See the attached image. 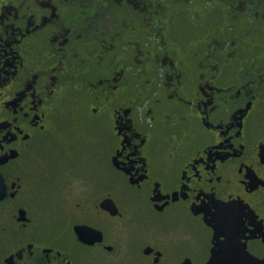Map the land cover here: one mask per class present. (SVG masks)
<instances>
[{
  "label": "flooded vegetation",
  "instance_id": "obj_1",
  "mask_svg": "<svg viewBox=\"0 0 264 264\" xmlns=\"http://www.w3.org/2000/svg\"><path fill=\"white\" fill-rule=\"evenodd\" d=\"M83 5L0 0V122L15 129H3L0 264H37L49 247L51 264H264V146L252 150L264 138V0ZM51 11L61 32L36 24ZM205 112L240 136L206 148L226 125ZM113 119L150 137L148 178L105 143ZM196 158L200 177L183 175ZM214 202L241 207L210 225L200 209Z\"/></svg>",
  "mask_w": 264,
  "mask_h": 264
},
{
  "label": "snow or ice",
  "instance_id": "obj_2",
  "mask_svg": "<svg viewBox=\"0 0 264 264\" xmlns=\"http://www.w3.org/2000/svg\"><path fill=\"white\" fill-rule=\"evenodd\" d=\"M66 2V0H65ZM73 3H76V0H72ZM117 3H120L121 0H116ZM133 0H129V3H132ZM81 6L83 5V0H81ZM55 15H53V11L48 12L46 14H44V19L41 22L40 19L36 20V24L39 25L40 29H44L45 31H47L49 28H51L53 33H57V32H61L63 30V22L60 21L59 17H56L55 20L52 19V17H54ZM59 37H57L58 39ZM81 37L79 36V34H77V39H80ZM0 39H2V37H0ZM55 42V41H53ZM64 43H67V41H63ZM123 75V72H120L115 79H119L120 76ZM6 83V82H3ZM3 83H0V92L3 91ZM104 83L103 80L100 81V84L102 85ZM31 87V86H29ZM205 95H207V93H205ZM201 101L203 100V97L200 98ZM254 99V97H253ZM21 101H23L24 103H27V100L25 99L23 90H21V95L15 100V103L19 104L21 103ZM190 102V101H189ZM156 103H160L159 99L157 98ZM213 100L209 99L208 100V105H213ZM224 103L227 105V101H224ZM3 106V102L0 101V107ZM207 107V105H206ZM216 107H218V105L214 106L212 108V111L215 112L216 111ZM247 108H252V104L251 102H248L246 105ZM98 111V109H97ZM147 115L149 117L152 116V110L151 108L147 109ZM122 119V118H121ZM204 119H214V122L220 125H226V127L223 128V133H221V131L219 129H214V137L212 139V142L209 144H206L205 147L211 149L213 145H219L221 148L224 147L225 143H231L232 140L231 138L233 136H240V131H236L233 132V124L225 118L223 112H221L218 116V118H212L210 117L209 113L205 112L204 113ZM118 123L119 121L116 119H113L110 124L102 129V133L105 139V143L106 144H112V143H116L118 144V151L120 152V155L126 160V161H130L131 163L127 165V167L125 168V171H127L130 175L135 172L137 174L139 173H144L143 176H141V179H146L148 178V173L145 172V168L141 167V164L144 163V160L139 159L140 157H146L147 153L144 151L145 149V144L147 139H149L150 137L147 136V134L145 133L144 138H141L138 134H137V130L135 128H128L127 124L124 123H120L119 127H118ZM128 123H131V121H129ZM241 129H243L244 125H240ZM5 128H10L11 129V125L10 124H6V123H2L0 122V158H4L5 153L9 151V147L5 144V141L8 140V137L4 135L3 133V129ZM127 128V131L125 132L124 129ZM12 131H15V129H11ZM43 131V129H42ZM179 133H177L178 135ZM119 141H123L122 144L119 143ZM223 141V142H222ZM10 144V141H9ZM240 144L243 145L244 144V140L240 141ZM262 146H264V138L260 139L258 141V143H254L252 145V150L256 153H258L260 155L261 153V148ZM15 151V148L13 146L12 152ZM200 151V150H198ZM16 152V151H15ZM17 153V152H16ZM202 154V153H201ZM18 155V153H17ZM113 155H116V153H113ZM209 158H211V156L209 155ZM221 159H224V157H221ZM8 160V159H7ZM6 160V161H7ZM213 164L216 163L215 159L212 160ZM201 160L199 158H196V162L193 163L192 161H188V165L187 167H189L190 169H192L191 171H182V174L185 176H196V177H200L201 175V171L196 169V165L200 164ZM2 164V163H0ZM118 167L120 166L119 164L117 165ZM147 165L145 164V167ZM0 178L3 179V170L0 169ZM253 179V178H252ZM161 182H157L156 186H160ZM15 193V192H13ZM16 195V193H15ZM13 195V196H15ZM2 200V199H0ZM215 204V202H214ZM241 206L238 204H229V203H223V204H215V206H209V205H205V207L203 209H200V211H204L206 213V215L210 216L211 218L208 220V223L211 225L213 224V221H218V218L221 217H226V216H230V215H236L237 214V210L240 208ZM215 234L217 236V238L219 240H225V237H228V240L231 239L230 234L228 231L224 230L221 226V224L219 222H217L215 225ZM83 230L86 231V234H88V230H92V225L88 224L87 221L84 222V226L81 227ZM95 232V231H93ZM226 243L228 241H225ZM57 255V252H52L51 248L49 247V250L47 252H45L43 254V258L42 260H38L37 264H51L52 262V258L54 256ZM217 264H224V262H217Z\"/></svg>",
  "mask_w": 264,
  "mask_h": 264
}]
</instances>
